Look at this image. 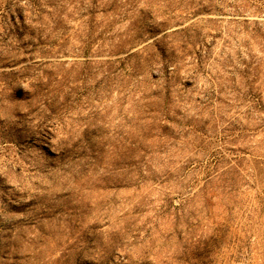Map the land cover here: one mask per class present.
I'll return each mask as SVG.
<instances>
[{
  "label": "rangeland",
  "instance_id": "rangeland-1",
  "mask_svg": "<svg viewBox=\"0 0 264 264\" xmlns=\"http://www.w3.org/2000/svg\"><path fill=\"white\" fill-rule=\"evenodd\" d=\"M0 264H264V0H0Z\"/></svg>",
  "mask_w": 264,
  "mask_h": 264
}]
</instances>
